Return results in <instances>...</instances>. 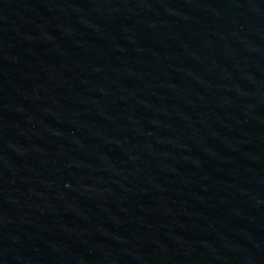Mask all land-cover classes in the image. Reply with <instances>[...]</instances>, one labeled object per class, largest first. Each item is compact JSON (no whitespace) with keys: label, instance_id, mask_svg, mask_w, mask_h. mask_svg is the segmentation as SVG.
<instances>
[{"label":"water","instance_id":"1","mask_svg":"<svg viewBox=\"0 0 264 264\" xmlns=\"http://www.w3.org/2000/svg\"><path fill=\"white\" fill-rule=\"evenodd\" d=\"M0 264H264V0H0Z\"/></svg>","mask_w":264,"mask_h":264}]
</instances>
